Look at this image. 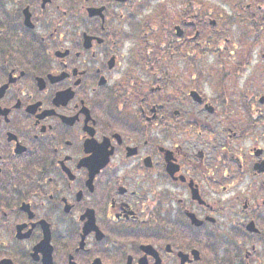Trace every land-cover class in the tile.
Returning <instances> with one entry per match:
<instances>
[{
  "label": "flooded vegetation",
  "instance_id": "flooded-vegetation-1",
  "mask_svg": "<svg viewBox=\"0 0 264 264\" xmlns=\"http://www.w3.org/2000/svg\"><path fill=\"white\" fill-rule=\"evenodd\" d=\"M0 264H264V0H0Z\"/></svg>",
  "mask_w": 264,
  "mask_h": 264
}]
</instances>
